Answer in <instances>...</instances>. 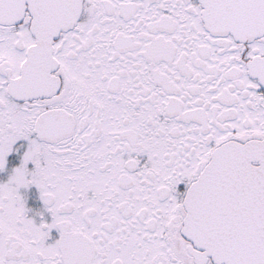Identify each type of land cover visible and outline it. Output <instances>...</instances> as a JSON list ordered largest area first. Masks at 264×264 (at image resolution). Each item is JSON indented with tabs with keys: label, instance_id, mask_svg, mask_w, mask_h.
<instances>
[{
	"label": "snow or ice",
	"instance_id": "6c2138e0",
	"mask_svg": "<svg viewBox=\"0 0 264 264\" xmlns=\"http://www.w3.org/2000/svg\"><path fill=\"white\" fill-rule=\"evenodd\" d=\"M0 264H264V0H0Z\"/></svg>",
	"mask_w": 264,
	"mask_h": 264
}]
</instances>
